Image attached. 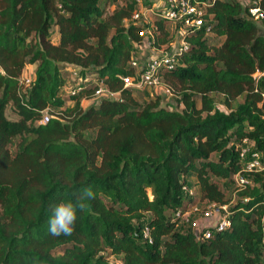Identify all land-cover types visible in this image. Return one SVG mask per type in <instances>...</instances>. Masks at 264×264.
Returning a JSON list of instances; mask_svg holds the SVG:
<instances>
[{"label":"trees","instance_id":"trees-1","mask_svg":"<svg viewBox=\"0 0 264 264\" xmlns=\"http://www.w3.org/2000/svg\"><path fill=\"white\" fill-rule=\"evenodd\" d=\"M196 1L207 5L205 25L182 37L189 51L162 74L182 97L179 111L159 96L142 104L143 91L123 85L149 27L131 21L134 0H0V264H264L262 173L235 186L230 228L205 241L179 231L198 200L229 204L219 181L235 185L244 140L264 154L261 24L240 0ZM155 25L154 47L170 48L180 25ZM68 65L84 83L65 95ZM101 82L119 95L96 98ZM88 100L98 101L85 109ZM194 175L199 199L185 191ZM82 187L95 199L71 236H52L54 206Z\"/></svg>","mask_w":264,"mask_h":264},{"label":"built area","instance_id":"built-area-1","mask_svg":"<svg viewBox=\"0 0 264 264\" xmlns=\"http://www.w3.org/2000/svg\"><path fill=\"white\" fill-rule=\"evenodd\" d=\"M138 4V12L133 16L132 22L140 23L143 25H149L145 30L141 32L143 37L142 53L140 58H133L131 66L135 71L134 76H126L122 78L125 88H133L139 91H146L149 89H158L163 87L167 94H172L171 90L164 87L162 83V74L166 71H172L176 68L181 60V57L189 51L190 45L182 39V37L192 31L195 28H200L205 25L204 15L207 8L206 4H201L196 0H163V6L156 9L153 3L152 7H147L146 3L150 0H134ZM245 7H247V16L258 24H264V11L261 7V0L249 1ZM154 18V23H149V18ZM157 18L167 19L176 25L183 27L184 33L178 35L177 41L172 43L170 48H155L154 43L156 41V25ZM149 50H144V49ZM34 77V78H33ZM35 76L23 77L21 83L30 87L34 81ZM81 83H84L80 79ZM81 90L80 86H74L70 90L71 94H76ZM119 93H113L104 87L101 82L100 87L95 93L96 98H115ZM50 120L49 116H46L41 122L47 123ZM241 160L242 171L235 176V186L238 191L246 189L252 184L250 175L264 174V154L257 151L254 145L244 140L241 146ZM191 199L199 196V191L189 187L185 188ZM195 208V207H193ZM192 208V210H193ZM225 210L226 214L219 219L216 226L207 228L204 232H196L198 240L205 241L212 237L211 229H217L222 231L231 227L230 212L227 206L220 207ZM218 209L217 211H219ZM189 213V212H188ZM187 213V214H188ZM186 214V215H187ZM211 213H206L205 216L209 217ZM264 244V241H263Z\"/></svg>","mask_w":264,"mask_h":264},{"label":"rangeland","instance_id":"rangeland-1","mask_svg":"<svg viewBox=\"0 0 264 264\" xmlns=\"http://www.w3.org/2000/svg\"><path fill=\"white\" fill-rule=\"evenodd\" d=\"M151 1L154 3V6L156 9H159L163 6V0H151ZM240 1L242 2V4L244 6L249 2V0H240ZM149 19H150L149 23H154V18L151 17ZM260 27H261L262 32L264 34V24H261ZM177 28H178V35H182L184 33L183 27L178 26ZM56 32H57V30L53 28V30H52V42L58 41V35ZM215 42H217V40ZM142 48H144V47L138 46V50L134 56L135 58L141 57V54H143ZM144 50H148V49L145 48ZM148 54H149V50H148ZM35 69H36L35 66H29L27 68L26 74L28 76H34L35 75ZM68 72H69V77H68V83L66 86L65 95L70 92V90L72 89V87H74L75 84H76V86H79L81 84L80 72H79V70H77V68L75 66H69L68 65ZM157 96H159L161 98L163 107H166V108H169L172 110H179V111H182L184 109V105L181 102L182 97L176 93L175 94H167L163 87L158 88V89H149V90L137 93V97L140 100V102H142V104L144 103V101H149L151 99H155ZM216 100L218 103L217 105L223 109L222 99L220 97H217ZM97 101L98 100L84 101L83 102L84 108L87 109L94 102H97ZM52 112H53L52 110H47L44 113V118L46 116H49L51 118V116L53 114ZM7 114L10 118H16L17 117L15 110L13 108H9L7 111ZM18 142H19L18 140L15 141V143L12 146V152L13 153H16L18 151V148H19ZM193 180L196 181L195 175L192 176V180L190 183V187L192 189L195 188V184H194L195 181H193ZM219 185H220V188L225 192L226 198L229 201V204L226 206L228 207V211L230 212L229 207L231 205H233L236 202V200L238 199V193L236 192L235 185L233 183H228V182L223 181V180L219 181ZM199 197H200V195L197 196L198 199H199ZM218 209H220V207L217 206L216 204H211L207 201L198 200V203L195 206V208H193V210L191 209L189 211V213L183 217V220L179 226V231L183 232V233H188V232H201L202 233L207 228H211V227L216 226L219 219L222 218L226 214L225 210L220 209L219 211H217ZM206 213H211V215L209 217H206L205 216ZM110 262L112 264H121L122 260L120 257H112V258H110Z\"/></svg>","mask_w":264,"mask_h":264},{"label":"clouds","instance_id":"clouds-1","mask_svg":"<svg viewBox=\"0 0 264 264\" xmlns=\"http://www.w3.org/2000/svg\"><path fill=\"white\" fill-rule=\"evenodd\" d=\"M95 199L91 187H82L75 200L61 202L53 208L49 220V233L54 237L71 236L78 220V213L87 210L86 201Z\"/></svg>","mask_w":264,"mask_h":264},{"label":"crops","instance_id":"crops-1","mask_svg":"<svg viewBox=\"0 0 264 264\" xmlns=\"http://www.w3.org/2000/svg\"><path fill=\"white\" fill-rule=\"evenodd\" d=\"M151 1V0H150ZM152 2V1H151ZM83 106H84V103H83ZM191 180H192V177L189 179V187H190V183H191ZM193 181H195V180H193ZM197 178H196V181L194 182V184H195V188L194 189H196V190H198L199 191V187H198V185H196L197 184ZM191 188V187H190Z\"/></svg>","mask_w":264,"mask_h":264}]
</instances>
